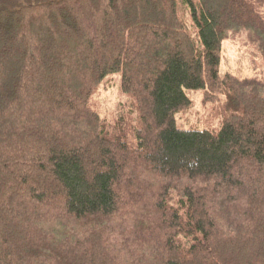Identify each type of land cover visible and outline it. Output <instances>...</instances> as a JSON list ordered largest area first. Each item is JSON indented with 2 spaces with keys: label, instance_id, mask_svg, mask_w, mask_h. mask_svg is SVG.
Listing matches in <instances>:
<instances>
[{
  "label": "trees",
  "instance_id": "trees-1",
  "mask_svg": "<svg viewBox=\"0 0 264 264\" xmlns=\"http://www.w3.org/2000/svg\"><path fill=\"white\" fill-rule=\"evenodd\" d=\"M262 8L0 0V264H264V79L219 73L228 31L264 59ZM185 88L227 95L216 129L176 125Z\"/></svg>",
  "mask_w": 264,
  "mask_h": 264
},
{
  "label": "rangeland",
  "instance_id": "rangeland-1",
  "mask_svg": "<svg viewBox=\"0 0 264 264\" xmlns=\"http://www.w3.org/2000/svg\"><path fill=\"white\" fill-rule=\"evenodd\" d=\"M262 12L264 13V8ZM187 22L189 23L188 19ZM227 71L264 79V59L247 41L243 30L228 31L221 41L219 73ZM185 92L190 98V104L175 113V122L180 128L216 129L222 113L230 110L225 103L229 99L224 93L220 92L207 99L202 88H185ZM89 102L107 125H112L116 118L131 120L136 114L132 96L120 86L119 72L106 75L90 96Z\"/></svg>",
  "mask_w": 264,
  "mask_h": 264
}]
</instances>
